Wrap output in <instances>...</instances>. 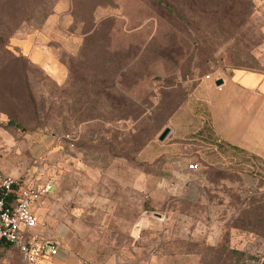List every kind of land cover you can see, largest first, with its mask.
Returning a JSON list of instances; mask_svg holds the SVG:
<instances>
[{
    "label": "rangeland",
    "instance_id": "1",
    "mask_svg": "<svg viewBox=\"0 0 264 264\" xmlns=\"http://www.w3.org/2000/svg\"><path fill=\"white\" fill-rule=\"evenodd\" d=\"M156 1L0 0V171L52 184L39 221L79 264L258 261L264 178L197 130L206 75L264 74V0Z\"/></svg>",
    "mask_w": 264,
    "mask_h": 264
},
{
    "label": "crops",
    "instance_id": "2",
    "mask_svg": "<svg viewBox=\"0 0 264 264\" xmlns=\"http://www.w3.org/2000/svg\"><path fill=\"white\" fill-rule=\"evenodd\" d=\"M217 80L221 81L220 91L216 89L213 82L204 87L200 103L203 104L207 112V123L204 127L198 128V136L249 158L252 163H255V177L263 179L264 74L232 70L228 74L219 75ZM199 170L191 172L196 175ZM172 181L175 193H179L178 189L181 185H187L186 192L182 193L183 198L187 201L202 203L204 200L202 178L195 181V179L187 180V178L181 177ZM49 195L50 193L32 208L37 220L36 230L47 238L50 236L46 233V226H43L39 221V216L44 210L45 201ZM47 262L48 264H79L75 254L65 250H60L55 257L51 260L48 259ZM244 264H264V249L261 251L258 261H246Z\"/></svg>",
    "mask_w": 264,
    "mask_h": 264
},
{
    "label": "built area",
    "instance_id": "3",
    "mask_svg": "<svg viewBox=\"0 0 264 264\" xmlns=\"http://www.w3.org/2000/svg\"><path fill=\"white\" fill-rule=\"evenodd\" d=\"M218 77L208 74L204 79L215 83ZM215 87L221 90V85ZM187 168L195 171L198 165L192 163ZM51 189L49 181L14 178L0 171V252L5 247L15 250L24 264H41L58 254L60 243L36 230L32 210Z\"/></svg>",
    "mask_w": 264,
    "mask_h": 264
},
{
    "label": "water",
    "instance_id": "4",
    "mask_svg": "<svg viewBox=\"0 0 264 264\" xmlns=\"http://www.w3.org/2000/svg\"><path fill=\"white\" fill-rule=\"evenodd\" d=\"M221 83V81L220 80H216L215 81V85H219ZM169 133H170V128L169 127H165L164 129H163V131L159 134V136H158V141L159 142H162V141H164L165 140V138L169 135Z\"/></svg>",
    "mask_w": 264,
    "mask_h": 264
},
{
    "label": "trees",
    "instance_id": "5",
    "mask_svg": "<svg viewBox=\"0 0 264 264\" xmlns=\"http://www.w3.org/2000/svg\"><path fill=\"white\" fill-rule=\"evenodd\" d=\"M156 1V0H155ZM157 2V1H156ZM159 4H160V2H159ZM165 8L167 9V6H165ZM170 12V11H169ZM10 124H13V123H10ZM5 248H8V247H5ZM4 248V249H5ZM236 264H238V262H236Z\"/></svg>",
    "mask_w": 264,
    "mask_h": 264
}]
</instances>
